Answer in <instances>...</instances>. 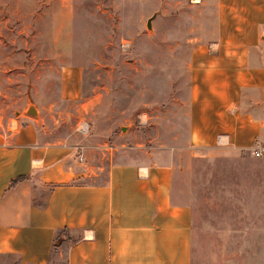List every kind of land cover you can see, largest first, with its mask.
<instances>
[{
    "label": "crops",
    "instance_id": "0c3cea01",
    "mask_svg": "<svg viewBox=\"0 0 264 264\" xmlns=\"http://www.w3.org/2000/svg\"><path fill=\"white\" fill-rule=\"evenodd\" d=\"M195 6L205 15L188 39L186 148L246 155L238 166L251 170L241 231L264 233V160L250 153L264 140V0ZM74 84L65 88L71 97ZM51 133L40 116L0 129V256L13 264H49L58 254L65 264H192L196 230L215 217L177 195L165 156L175 146L120 159L103 141L108 152L91 159L85 144L78 161L79 147ZM226 180L234 185L233 175Z\"/></svg>",
    "mask_w": 264,
    "mask_h": 264
},
{
    "label": "rangeland",
    "instance_id": "374dc122",
    "mask_svg": "<svg viewBox=\"0 0 264 264\" xmlns=\"http://www.w3.org/2000/svg\"><path fill=\"white\" fill-rule=\"evenodd\" d=\"M198 2L0 0V129L40 116L51 140L78 146L77 157L89 144L91 159L109 151L103 141L120 159L175 146L165 156L177 195L215 217L196 230L192 264H264V233L241 231L246 155L186 148L188 39L205 15ZM73 82L75 97L65 91ZM64 261L58 254L49 264ZM14 262L0 256V264Z\"/></svg>",
    "mask_w": 264,
    "mask_h": 264
},
{
    "label": "built area",
    "instance_id": "2783aa9c",
    "mask_svg": "<svg viewBox=\"0 0 264 264\" xmlns=\"http://www.w3.org/2000/svg\"><path fill=\"white\" fill-rule=\"evenodd\" d=\"M193 2H198L200 0H192ZM79 132L81 133H87L88 131V125L83 123L78 128ZM227 143V136L226 135H219L216 139V144L218 146L225 145ZM250 153L252 156L256 158H260L264 160V140L262 142L254 143L250 147ZM78 161H81L83 159L82 155H78Z\"/></svg>",
    "mask_w": 264,
    "mask_h": 264
},
{
    "label": "water",
    "instance_id": "95a60500",
    "mask_svg": "<svg viewBox=\"0 0 264 264\" xmlns=\"http://www.w3.org/2000/svg\"><path fill=\"white\" fill-rule=\"evenodd\" d=\"M155 15H152L148 20H147V27L151 26V20L154 18ZM27 113L31 116H35L36 115V110L34 107H28L27 109Z\"/></svg>",
    "mask_w": 264,
    "mask_h": 264
},
{
    "label": "trees",
    "instance_id": "16d2710c",
    "mask_svg": "<svg viewBox=\"0 0 264 264\" xmlns=\"http://www.w3.org/2000/svg\"><path fill=\"white\" fill-rule=\"evenodd\" d=\"M24 176H19L11 181V184L16 183L17 181L23 180Z\"/></svg>",
    "mask_w": 264,
    "mask_h": 264
}]
</instances>
